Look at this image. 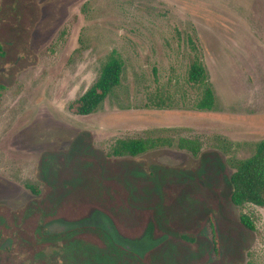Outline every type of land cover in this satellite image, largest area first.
Returning <instances> with one entry per match:
<instances>
[{
	"label": "rangeland",
	"instance_id": "374dc122",
	"mask_svg": "<svg viewBox=\"0 0 264 264\" xmlns=\"http://www.w3.org/2000/svg\"><path fill=\"white\" fill-rule=\"evenodd\" d=\"M113 53L120 85L70 112ZM129 137L204 147L107 155ZM263 139L264 0H0V264H264V206L230 182Z\"/></svg>",
	"mask_w": 264,
	"mask_h": 264
},
{
	"label": "trees",
	"instance_id": "16d2710c",
	"mask_svg": "<svg viewBox=\"0 0 264 264\" xmlns=\"http://www.w3.org/2000/svg\"><path fill=\"white\" fill-rule=\"evenodd\" d=\"M123 61L113 53L102 66L94 83L77 99L69 104L70 112L77 115H89L98 110L106 98L121 83ZM189 81L203 88L197 107L203 110H212L215 107V93L208 82V71L204 64L194 61L189 71ZM177 147L188 151L192 156L198 157L202 152L204 143L199 138L190 137H129L117 139L107 151L108 156H138L155 150L159 147ZM231 162V161H230ZM233 172L230 182L232 186L231 200L236 207L246 204L264 206V139L257 143L252 156L245 159H235L231 162ZM36 194L39 189L28 185ZM241 221L245 226L254 229L255 225L244 213ZM213 251L216 257L221 252L219 233L214 217L210 216ZM186 239L193 240L191 236L184 235Z\"/></svg>",
	"mask_w": 264,
	"mask_h": 264
}]
</instances>
